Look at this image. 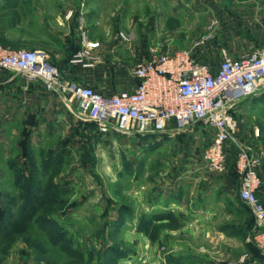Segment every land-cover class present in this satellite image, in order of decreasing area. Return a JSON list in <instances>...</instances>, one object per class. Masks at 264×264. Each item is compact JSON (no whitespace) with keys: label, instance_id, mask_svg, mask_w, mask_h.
Instances as JSON below:
<instances>
[{"label":"rangeland","instance_id":"obj_1","mask_svg":"<svg viewBox=\"0 0 264 264\" xmlns=\"http://www.w3.org/2000/svg\"><path fill=\"white\" fill-rule=\"evenodd\" d=\"M48 1L52 36L40 49L67 67V79L82 84L67 65L84 36L100 43L90 69L124 65L132 75L155 51L194 47L216 23V37L196 49L204 60L218 61L223 23L245 24L253 12L245 5L264 2ZM0 73V82L7 81L0 84V264H247L259 257L254 215L239 198L237 175L201 164L213 136L205 124L173 123L174 131L157 136L103 133L75 112L68 95L41 88L38 96L20 85L11 90L6 85L25 79ZM261 93L240 101L233 113L237 133L261 157L264 177Z\"/></svg>","mask_w":264,"mask_h":264},{"label":"built area","instance_id":"obj_2","mask_svg":"<svg viewBox=\"0 0 264 264\" xmlns=\"http://www.w3.org/2000/svg\"><path fill=\"white\" fill-rule=\"evenodd\" d=\"M215 25L192 48L151 53L132 69L135 86L115 93L67 79L42 49H12L0 43V68L20 75L28 84L39 83L46 91L68 95L75 112L103 133L151 135L166 133L173 123L181 127L205 124L213 136L202 151V160L210 171L224 174L233 167L237 173L239 197L254 215L251 237L264 264L262 160L237 133L239 122L233 113L240 101L264 91V41L239 56L223 46L215 67L196 49L216 37ZM83 41L70 62L94 67L92 49L100 43L86 36Z\"/></svg>","mask_w":264,"mask_h":264},{"label":"crops","instance_id":"obj_3","mask_svg":"<svg viewBox=\"0 0 264 264\" xmlns=\"http://www.w3.org/2000/svg\"><path fill=\"white\" fill-rule=\"evenodd\" d=\"M245 6L247 8V11H253L251 18H249L245 24H241L242 22L235 18L230 19L229 23H223L221 30L219 31L221 34H223L221 35V39H225L223 40V45L226 46L235 56H239L248 51L253 45V43L259 44L264 41V2L254 1L247 3ZM247 13H249L250 15V12ZM51 20L52 12L49 1L46 2V0H0V43L5 44L11 48L28 47L30 49H40L41 47L46 45L45 40H51ZM93 52L98 53L99 46L95 47L93 49ZM54 55L57 56L56 53ZM56 56H54V58H56ZM220 60L221 59H219L218 61H212L215 67H218ZM67 66H70V68L73 66V71L75 72L76 77H78V79L84 82L85 85H90L106 93H115L127 88L131 89L136 84V79L133 77V75H128L126 73L124 65L116 66L113 72H110L109 70L107 71L106 66L104 65H99L96 68L90 69L82 65H74L69 61ZM65 68L67 67H63L62 70H65ZM1 70L3 69L0 68V72ZM113 73L114 75H112ZM1 76L2 75L0 73V77ZM15 76H17V74H13V76H11L8 80L12 81ZM6 82L7 81H1L0 84H5ZM19 85L20 89L29 90L36 95L40 93L37 91L42 89L45 90L39 83L28 84L20 82L12 83L6 86H12L10 88L11 90H18ZM252 97L253 96H250L247 100L251 99ZM174 130L170 129L166 133H170ZM228 148L233 149L230 144ZM234 152L235 151H232L231 154L234 155ZM201 164L204 166V168L208 169L203 160L201 161ZM233 172L234 169L233 167H231V169L226 174H231ZM236 183L238 184L237 178ZM259 195L264 201V184L259 190ZM160 197L154 203V208L156 209V211L161 210L159 208H161V204H163L162 197ZM211 200L212 197H209V199H207V202H211ZM174 203L177 204L175 201L169 200L168 205L170 204L171 206V204ZM164 209L167 210L166 212L172 210L171 207H165ZM158 214L160 213L151 211L150 213H148L149 217H157ZM197 214L200 213H197V210L194 209L193 215L196 216ZM254 226L255 221L253 227ZM247 264L263 263L259 255L258 258L256 257L250 259Z\"/></svg>","mask_w":264,"mask_h":264},{"label":"trees","instance_id":"obj_4","mask_svg":"<svg viewBox=\"0 0 264 264\" xmlns=\"http://www.w3.org/2000/svg\"><path fill=\"white\" fill-rule=\"evenodd\" d=\"M75 53V52H74ZM74 53H72L71 55H70V57H69V60L71 59V57L73 56V54ZM163 134V133H162ZM162 134H151L150 136H157V135H162ZM149 136V135H148ZM234 173L237 175V173L235 172V170H234ZM237 177H238V175H237ZM238 180V183H239V179H237ZM259 197H260V195H259ZM240 198V197H239ZM261 198V197H260ZM261 200H262V198H261ZM27 218V215H25L24 216V218H21L20 220H18V223H20V221L23 219H26ZM151 218H153V217H151ZM257 250H258V248H257ZM259 251V250H258ZM260 254V253H259Z\"/></svg>","mask_w":264,"mask_h":264},{"label":"water","instance_id":"obj_5","mask_svg":"<svg viewBox=\"0 0 264 264\" xmlns=\"http://www.w3.org/2000/svg\"><path fill=\"white\" fill-rule=\"evenodd\" d=\"M254 95H256V94H253V95H251V96H254Z\"/></svg>","mask_w":264,"mask_h":264}]
</instances>
